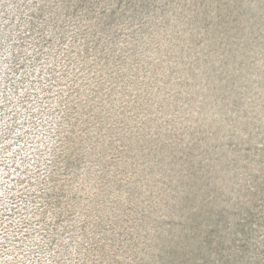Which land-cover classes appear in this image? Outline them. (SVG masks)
I'll return each instance as SVG.
<instances>
[{
	"label": "rangeland",
	"instance_id": "rangeland-1",
	"mask_svg": "<svg viewBox=\"0 0 264 264\" xmlns=\"http://www.w3.org/2000/svg\"><path fill=\"white\" fill-rule=\"evenodd\" d=\"M0 264H264V0H0Z\"/></svg>",
	"mask_w": 264,
	"mask_h": 264
}]
</instances>
